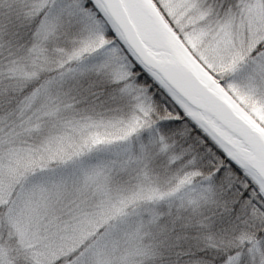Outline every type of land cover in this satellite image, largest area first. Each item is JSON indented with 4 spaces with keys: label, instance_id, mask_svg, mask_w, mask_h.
I'll return each mask as SVG.
<instances>
[{
    "label": "rangeland",
    "instance_id": "374dc122",
    "mask_svg": "<svg viewBox=\"0 0 264 264\" xmlns=\"http://www.w3.org/2000/svg\"><path fill=\"white\" fill-rule=\"evenodd\" d=\"M19 1L30 11L45 14L27 57L29 62L15 76L28 80L46 71L53 73L27 99L18 119L0 121V204L7 199L6 194L9 198L14 192L9 209L0 218V264H18L13 258V243L19 255L34 264L63 260L101 227L91 249L68 264H139L152 254L153 247L143 245V232L148 228L145 224L150 226L157 219L158 206L168 203L184 208L211 192L202 185L192 186L153 209H142L149 197L165 194L196 174L181 167L180 173L168 172L172 178L161 182L153 172L157 162L150 163L149 156L168 150V144L157 123L152 122V107L144 93L139 89L132 93V109L117 106L107 111V118L97 116L104 112L94 111L86 120L70 119L68 125L71 110L79 114V99L70 107L65 104L69 96L64 95V100L59 97L65 86L89 71L106 73L115 80L129 78L133 66L127 54L106 35L107 27L97 14L78 1ZM201 2L223 5L221 0ZM151 4L175 41L194 61L193 54L202 63L197 62V66L263 128L264 57L254 55V49L264 36V0H233L224 9H216L221 17L215 22L207 12L194 18L184 0H171L173 18L184 25L183 38L169 27L155 3ZM64 23L80 27L75 43L70 48L57 42L48 46ZM19 66L13 60L5 69L12 74L11 68L17 72ZM6 76L0 71V78ZM42 129L45 134L38 133ZM100 144L105 145L96 149ZM89 145L96 152L84 151ZM67 159L76 161L65 169L62 162ZM176 159L177 155L171 154L169 161ZM248 257L252 264L254 259L264 258V250L256 244Z\"/></svg>",
    "mask_w": 264,
    "mask_h": 264
},
{
    "label": "trees",
    "instance_id": "16d2710c",
    "mask_svg": "<svg viewBox=\"0 0 264 264\" xmlns=\"http://www.w3.org/2000/svg\"><path fill=\"white\" fill-rule=\"evenodd\" d=\"M66 1H78L83 4L85 9L95 12L107 27L106 35L119 44L133 66V60L129 53L93 0ZM232 1L221 0L223 5ZM44 14L45 11L40 13L30 11L19 0H0V71L7 74L6 77L0 78V121L19 118L22 110L25 111L22 107L28 101L27 99L36 94L53 73L46 71L48 73L45 72L28 80L21 77L18 80L15 76L22 73L29 62L27 57L35 43L37 27ZM77 29L80 27H74L73 23H64L63 26L58 27L56 31L58 36L54 37L51 45L48 46L53 47L57 42L65 48H70L77 39ZM261 43H264V36L258 45ZM60 45L57 48H61ZM193 56L199 62L194 54ZM13 60L20 64V70L15 72V69L11 68L13 73L10 74L5 67L7 68V63ZM199 64L202 66V63L199 62ZM138 75V72L132 70V76L129 78L115 80L106 73L98 74L89 71L77 79L74 78L75 80L73 79L70 86L64 87L65 93L60 94L59 97L64 100V95L69 96L65 104H69L70 107L71 103L79 99V107L86 110L82 111L78 108L76 111L79 113L78 115L72 113L71 110V115L66 121L68 125L70 119L83 121L94 111L104 112L97 116L107 118V111H111L117 106H130L132 109L133 104L130 101L132 93H137V89L144 93L146 101L152 107V122L157 123L158 131L168 144V150H162L160 153L155 151L149 156L150 163L157 162V168H154L153 172L159 178L161 177V182L172 178L167 174L168 172L177 171V174L180 173L181 167L196 172V174L165 194L149 197L146 207L142 209H153L165 198L171 199L179 192L192 186L202 185L211 192L209 196H203L197 203L189 204L184 208H174L168 203L158 206L157 219L150 226L145 224V228H148L143 232L145 234L143 245L153 247L152 254H147L139 264H229L231 262L251 264L248 257L250 250L256 244H259L264 250V191L255 179L243 169V174H241L235 169L227 167L223 174L218 175L221 164H226V161L218 156L216 159H205L207 152L201 150V144H204L205 141L200 136L190 135L193 129L188 120L191 119L181 105L166 90L167 96L160 93V96L157 97L156 92H159V89L154 88L153 83L146 79L138 80ZM122 88L125 89V95L122 94ZM98 104L100 108H96ZM94 114L96 115V113ZM72 115L75 116L71 118ZM185 117L188 119L185 120ZM174 120H183L184 122L169 125L168 122ZM38 133L45 134L46 131L42 129ZM143 138H147L145 132H143ZM105 144L95 147L99 149ZM87 147L84 148V151L92 154L96 152L93 146ZM63 152L66 151L63 150ZM171 154L177 155L178 160L170 162ZM213 155L215 156L214 151ZM67 160L62 162L64 168L65 166L70 168L76 161V159ZM123 179L126 177L124 176ZM13 195L14 192L8 198L6 194L7 199L0 204V218L9 209ZM116 221L119 222L118 217H116ZM116 221L114 220L110 227ZM106 227L103 226L105 230ZM101 228L72 253L65 255L63 260L58 259L52 264H68L88 252L103 230ZM10 243H13V240ZM11 246L14 250L13 258L18 264H34L23 255H19V248H16L14 243ZM252 264H264V258L254 259Z\"/></svg>",
    "mask_w": 264,
    "mask_h": 264
},
{
    "label": "water",
    "instance_id": "95a60500",
    "mask_svg": "<svg viewBox=\"0 0 264 264\" xmlns=\"http://www.w3.org/2000/svg\"><path fill=\"white\" fill-rule=\"evenodd\" d=\"M93 2L131 57L152 72L187 116L264 191V129L197 66L175 41L154 4L150 0Z\"/></svg>",
    "mask_w": 264,
    "mask_h": 264
},
{
    "label": "snow or ice",
    "instance_id": "6c2138e0",
    "mask_svg": "<svg viewBox=\"0 0 264 264\" xmlns=\"http://www.w3.org/2000/svg\"><path fill=\"white\" fill-rule=\"evenodd\" d=\"M153 3L156 4L157 9L161 11V14L165 16L166 20L169 23V27L173 29L174 32L179 34L181 38L184 36V32L182 31V28L184 25L181 23L179 19H174L173 16L175 15L174 9L170 6L171 0H152ZM184 6L189 8L191 10L190 15L194 18L199 17V15L207 12L209 15V18L215 22V20L220 19L221 13L217 12L216 9H224V5L220 4H212L209 5L208 3H202L201 0H184ZM147 14V10H145ZM264 43H261L256 46L254 49V55L259 54L261 57H264ZM131 57V53H129ZM133 60V71L138 72L139 75L137 76L138 80H148L153 83L154 88H158L159 92H156V96L159 97L160 93H164L165 96H167V92L165 91L164 85L159 81L156 80L152 74V72L142 63H140L135 57H131ZM229 67H232L231 65ZM151 90V89H150ZM170 99V97H169ZM182 111V110H181ZM188 118L185 117V120ZM183 120H174L169 121V125L172 124H181L183 123ZM188 123L191 125L193 131L190 133L191 136H200L205 141L204 144H201V150L207 152V156L205 159H216V157L222 158L224 161H226V164H221L219 168V174H223V172L226 170L227 167H231L236 170V172H239L243 174L242 169L228 156L226 150L224 147L220 145V143L215 140L209 133L205 132L202 128L196 125L191 120H188ZM199 143V141H197ZM213 151L215 152V156L213 155Z\"/></svg>",
    "mask_w": 264,
    "mask_h": 264
}]
</instances>
